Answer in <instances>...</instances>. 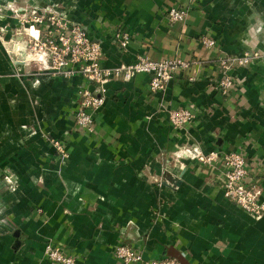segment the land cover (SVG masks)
Returning a JSON list of instances; mask_svg holds the SVG:
<instances>
[{"label":"crops","instance_id":"crops-1","mask_svg":"<svg viewBox=\"0 0 264 264\" xmlns=\"http://www.w3.org/2000/svg\"><path fill=\"white\" fill-rule=\"evenodd\" d=\"M29 2L82 26L99 43L103 68L138 55L188 67L158 91L145 73L108 80L87 131L74 112L80 90L93 85L78 73L52 74L29 60L23 36L0 34V264H53L49 243L75 264H141L122 262L119 243L145 260L264 264V212L249 214L223 193V155L245 156L251 184L264 171V0ZM8 4L0 0V26ZM171 7L186 18L170 22ZM115 33L127 34L125 46ZM202 35L216 45L203 46ZM254 45L259 55L228 70L233 85L223 94L219 59ZM178 109L192 120L173 126ZM51 138L62 140L66 157ZM212 152L211 162L197 159Z\"/></svg>","mask_w":264,"mask_h":264},{"label":"built area","instance_id":"built-area-1","mask_svg":"<svg viewBox=\"0 0 264 264\" xmlns=\"http://www.w3.org/2000/svg\"><path fill=\"white\" fill-rule=\"evenodd\" d=\"M187 10L171 7L167 10V18L170 22H180L186 18ZM37 26H42V34L33 37L35 55L31 53L29 60H35L44 64L52 74L61 73L64 76L75 72L84 77L93 85V88H85L80 91L81 101L75 110L74 120L79 128L87 131L93 130V110L99 108L105 100L106 83L112 78H132L135 74L145 73L150 75L149 89L151 91L163 90L172 77L173 71L178 68H186L188 64L179 59L151 60L144 55H138L130 64H121L114 68H103L100 65L101 48L99 43L88 36L86 30L79 24L71 23L65 18L55 14H37L33 20ZM125 46L127 34H114ZM203 46L210 48L216 45L215 39L202 35L200 38ZM35 56V57H34ZM248 61L245 56H223L219 59L222 78L218 87L226 94L233 85V78L228 70L233 65H242ZM193 114L188 109L173 110L169 119L173 126H183L191 121ZM57 144L58 152L66 156L63 145ZM217 155H197V159L204 162L215 160ZM225 167L223 193L243 211L261 215L264 212V171L258 178L257 184L247 181L249 171L244 155L239 152H230L223 155ZM46 257L53 264H75L72 256L65 254L58 246L47 244ZM116 256L122 262H140L141 264H181L174 258H150L143 259L141 254L133 247L119 243L115 248Z\"/></svg>","mask_w":264,"mask_h":264},{"label":"rangeland","instance_id":"rangeland-1","mask_svg":"<svg viewBox=\"0 0 264 264\" xmlns=\"http://www.w3.org/2000/svg\"><path fill=\"white\" fill-rule=\"evenodd\" d=\"M14 5L12 4H8V6L6 5V13H7V18H8V24L7 26H0V34L3 35H11V36H23L24 37V41H26L24 43L25 45V51L26 53L29 52L28 55L32 54H36V49L33 48V37H35L34 35H32V33L30 32V28H35L38 31V35L42 34V26H37L34 23V19L37 16V14H48V13H52L55 14L56 16H60L63 18V16L60 15V13L58 11H55L54 9H49L48 7L42 6V5H38L37 4H32L31 2H29V0H13ZM21 8V9H20ZM14 21V23H12V21ZM68 20V19H67ZM15 22H17L16 24H18V26L15 24ZM10 38V37H9ZM5 41L8 42L10 48L8 52H12L13 49L11 50V48H13V42L10 39H5ZM98 43V42H97ZM252 45V44H251ZM17 50V48H16ZM20 50V49H19ZM17 50V51H19ZM16 52V51H15ZM251 52H255L259 55V50H257L255 48V45L250 49V51H244V53L238 57H242L245 56L248 58V61L245 63H249L250 58L253 54H250ZM14 53V52H12ZM38 54V53H37ZM227 56H237V55H227ZM35 57V56H34ZM242 64V65H245ZM234 66H238L233 65ZM47 69V68H46ZM77 73V72H75ZM56 75H62L61 73H57ZM84 89V88H83ZM82 90V89H81ZM80 90V91H81ZM79 102L81 101L82 97H81V93L79 92ZM78 107V105H77ZM76 107V109H77ZM75 114V112H74ZM51 146L55 149L56 155L57 157H66V156H62V153L58 152L57 149V144H55V142H58L59 144L64 146V143L62 142V140L60 138H51L49 140ZM65 148V146H64Z\"/></svg>","mask_w":264,"mask_h":264}]
</instances>
